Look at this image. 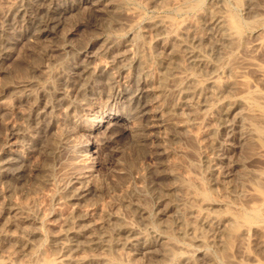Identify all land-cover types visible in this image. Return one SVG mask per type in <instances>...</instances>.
Instances as JSON below:
<instances>
[{"label":"rangeland","instance_id":"rangeland-1","mask_svg":"<svg viewBox=\"0 0 264 264\" xmlns=\"http://www.w3.org/2000/svg\"><path fill=\"white\" fill-rule=\"evenodd\" d=\"M18 1L33 2L11 0L10 6L0 8V20L2 12ZM60 2L73 6V11L61 21L56 33L39 40L20 38L11 50L13 54L0 63V81L8 82L0 87V110L3 107L9 109L2 111L0 116V153H20L26 160L23 174L17 181L0 180V203L3 204L0 227L8 220L17 219L20 223L27 218L24 223L27 227L41 229L38 231L39 238L33 242L42 240L45 232L55 233L49 235L48 245L41 250L40 257L44 262H56L61 252L55 249L53 238L64 232L66 218L74 211L97 221L105 216H117L127 224L140 230L147 229L148 232L151 231L150 223L163 225L171 221L172 224L176 209L168 199L172 194L169 188L175 181L192 186L196 196L202 198L200 200L221 201L223 208L215 209V214L232 216L233 221L226 223L225 234L223 232L221 235L223 241L219 244H193L192 237L182 238L176 230H171L173 242L181 245V249L173 248L174 253H164L158 244H144L137 248L136 264H178L179 255L190 256L196 261L195 264H264V22L258 19L264 16V0H246L244 19L248 25L235 26L243 27V35H236L235 43H228L230 47L226 43L223 45L228 53L211 57L217 66L216 72L195 73L199 80L213 74L218 84L225 87L232 79L229 70L233 69L238 75L237 81L224 96L231 100L242 95L250 98L246 103L234 105L221 117L218 114L208 117V110L202 104L198 112L185 105H176L173 111L168 112L166 107L171 103L170 94L161 100L156 94L147 103L148 118H143L149 124L151 139L148 143L152 150L137 163V168L143 169L142 174L135 169L129 174L120 155L109 158L108 151L111 149L103 150L97 141L109 124L117 121L127 123L122 114L127 110L120 107L124 104L122 98L126 91L135 89L143 79L150 87L156 85L160 74L156 60L154 68L150 60L147 65L144 64V69L147 67L145 77H138V55L134 58L136 47L143 48L144 53L152 57L163 52V45L155 42L154 33L147 28V22L165 18L172 20V27L175 25L173 29L183 30L195 17L196 0H125L127 6L119 4L123 10L114 11V18L119 23L113 24V28L127 31L139 22V29L127 32L124 37L110 39L115 48L108 54L99 53L105 39L100 35V24L108 18V13L91 9L83 0H72L71 5L65 0ZM108 3L118 5L110 0ZM163 3H167V8L161 7ZM5 4H9V0H5ZM136 31L140 32L143 40L136 42ZM203 33L205 45L216 41L217 37L210 28L205 27ZM62 60L64 66L75 67L90 62L95 67L106 68L110 79L120 69L116 77L120 84L113 91V108L121 111L120 114L114 111L105 116L102 122H97L87 133L92 138L91 144L63 166L57 160V171L52 176L51 169L37 166L43 160L40 149L50 137L56 136L65 116H74L78 110L74 102L83 97L77 95L79 87L75 74L55 78L58 72L54 69ZM128 61H132L130 75L128 69L121 68ZM50 70H53L55 88L52 84H44ZM66 75L71 76V85H65ZM25 76L34 82V93L40 106L47 105L44 116L40 118H35L30 106L15 98L8 88L25 80ZM100 84L105 89L106 99L108 83ZM37 88L45 89L47 95L41 96ZM93 88L92 83L87 84L88 96H92ZM96 95L99 97V91ZM160 116L167 123H157ZM72 122L69 119L67 124L71 126ZM37 124L39 135L33 134L36 141L32 146L25 144L26 137L13 133L19 131L26 135L25 125L29 129H36ZM48 162L51 163L52 158ZM77 176L83 178V187L87 189L86 202L72 201L68 197L69 185ZM57 181H61L59 186ZM141 185L147 189L146 197H141L135 191V187ZM187 192L183 191L184 197L188 196H185ZM6 207H17L21 211L14 216L5 213ZM141 209L146 213L141 214ZM149 216H154L155 220L150 221ZM33 245L29 254L18 259L8 260L0 255V264H20L21 260L31 256L36 247L35 243Z\"/></svg>","mask_w":264,"mask_h":264},{"label":"bare ground","instance_id":"bare-ground-1","mask_svg":"<svg viewBox=\"0 0 264 264\" xmlns=\"http://www.w3.org/2000/svg\"><path fill=\"white\" fill-rule=\"evenodd\" d=\"M83 1L88 3L91 9L98 12L114 13L119 7V4H109L108 0ZM72 11L73 6L63 5L60 0H33V2L28 3L18 1L13 6L4 10L0 20V25H2L0 35L3 37L2 42L7 51H4L0 55V63L13 54L11 50L20 38L31 37L39 40L55 34L61 25V21ZM134 13H132V16H135ZM194 14L195 17H192L191 21L189 20L188 26H185L186 28L183 27L184 29L180 31L173 29L175 25L172 27L170 22L172 20L169 21L165 18H156L153 21L147 22V28L154 33L155 42L163 45V52L156 54V56L160 57L156 59L160 74L154 88L150 87L146 79H143L135 89L126 91L124 98H122L124 99V104L119 105L123 110H128L129 108L139 109L143 114V118L147 119L146 106L150 99L154 98L157 94V97H160L161 100L170 94L172 99L171 103L166 107L168 112L173 111L176 105H185L192 111H196L194 105L202 104L208 110V117L217 114L221 117L227 114L234 105L246 103L250 98L249 96L242 95L231 100L224 96V93L232 89L236 84L238 75L233 72V69L229 70L232 72V79L225 87H221L218 84L213 74H207V77L203 80L197 78L195 73L199 71L207 73L216 72L217 66L211 57L214 58L216 55L220 57V55L228 53L229 51L225 52L223 45L234 42L236 35L223 34L224 32L231 33L233 28H235L229 22L225 21L224 23L229 24V26L220 29L219 33H217L214 29L219 28V17L216 20H211L210 16H205L197 10ZM205 27L213 30L217 37L216 41L209 45H205L204 42L203 29ZM113 46L114 44L111 40L105 42L104 39L99 53L108 54L115 48ZM137 57L136 66L138 65L139 67V71L137 69V73L139 72L137 76L145 77V61L141 56ZM63 72L64 74H75L77 76L79 90L80 85L90 75L92 76V81L97 84L108 83L110 80V74L106 68L95 67L90 62L79 64L75 67L66 65L63 68ZM68 75H66V79L64 80L65 85L73 83L71 76ZM54 76L56 79H59L61 73L58 72ZM181 82H183V90L177 87ZM92 85L94 84L92 83ZM34 87L36 86L32 80L25 79L18 82L15 86H9L8 88L15 98L24 101V103L26 102L30 106L35 118H40L44 116L47 105H42L44 107L40 106L38 97L34 93ZM37 89L41 96L45 97L47 95L45 89ZM80 95L83 96V93ZM215 97L222 99L223 103L213 107ZM2 109L0 110V116L2 111L9 110L5 107ZM209 109H211L210 114ZM166 121L161 116L157 119V123L160 124H165L167 123ZM13 133L15 135L19 134L22 138L26 137V145L32 146L36 141L33 135H23L19 131H14ZM25 162V158L20 153L1 152L0 180L17 181L23 174ZM68 189V197L72 201L86 202L88 200V192L83 187L82 177H75ZM169 190L172 194L168 201L176 209V216L172 224L171 221H167L168 223L165 222V224L170 223L173 225L171 230H176L177 235H180L182 238L185 236L192 237L191 242L193 244L205 246L208 245L207 243H222L223 240L221 239L223 236L221 235L223 232L225 234L226 223L233 221L232 216H219L215 214V209L223 208V203L221 201L206 202L204 201L206 199L200 200L202 198L199 196V199L192 186L187 183H176L174 181ZM183 191H188V194H185V196L188 195L187 197L183 196ZM19 211L21 209L17 207H6L5 213H12L16 216ZM140 213L144 214L146 211L141 209ZM27 220V218H24L20 223H18L19 221L17 222V219L8 220L0 227V255L2 257L11 260L30 253L34 245L33 243H28V241L36 240L40 234L38 231H29L27 233V241L21 238L20 234L24 230L37 229L36 227H27L24 224ZM66 223L64 232L53 238L54 247L60 250L61 255H59L56 262L50 263L45 261L44 264H136V251L141 245L149 243L158 244L164 253H174L173 248H182L181 245L173 242L172 233L158 235L149 231L148 236H145L140 229L127 224L117 216H105L100 221H97L80 215L78 211H74L66 218ZM105 230H109L111 236L105 235ZM163 231L166 230L164 229ZM101 237H103V241ZM109 239L113 241L111 245L104 242ZM14 245L15 247H13ZM123 255L124 257H121ZM203 256L205 257V255ZM123 258L125 261H123ZM206 260H209V258H206ZM195 263L196 261L190 256L179 255L178 264Z\"/></svg>","mask_w":264,"mask_h":264},{"label":"clouds","instance_id":"clouds-1","mask_svg":"<svg viewBox=\"0 0 264 264\" xmlns=\"http://www.w3.org/2000/svg\"><path fill=\"white\" fill-rule=\"evenodd\" d=\"M65 2L69 5L72 4V0H65ZM111 3H118L123 6H127L125 0H110ZM11 0H9V4H5V0H0V8L10 6ZM146 8V5L142 6ZM162 8H167V3H163L161 5ZM196 10L200 13H203L205 16H210L211 20H216L217 17L220 18L219 28L214 29L217 33H219L220 29L226 28L229 24L224 23L225 21L229 22L231 25H243V27H247L248 21H245L244 9L246 7V0H196ZM123 7H118L117 11H122ZM147 15V13H145ZM115 13L109 12L108 18L103 20L100 24V28L102 29L100 35L105 37V42L107 40L112 39L113 37H124L127 35V32L132 31L133 29H139V22L136 25H133L131 28H128L127 31H117L113 28V24L119 23L115 18ZM258 19L264 22V16L258 17ZM255 23V21H252ZM243 27L233 28L231 33L224 32V35H243ZM0 29H2V25H0ZM3 37L0 35V55L3 54L7 49L4 47L2 42ZM135 40L139 42L143 40V37L140 35L139 31L135 33ZM136 46V44H134ZM141 56L145 65H147L148 61L152 62L153 68L155 67V60L159 59V56L152 57L146 55L143 51V48L136 47L135 56ZM66 59V58H65ZM114 63V61H113ZM131 64L132 61H128L125 64L121 65V68H126L129 71V75L131 74ZM64 61H60L54 71L64 74ZM147 71V67L144 69ZM52 71L50 70L46 74V79L44 80V84H52L55 88V83L52 79ZM120 69H117L113 74L111 79L108 81L107 85V98H104L105 89L102 84H97L92 81V76L90 75L85 79V82L80 85V90L78 92V96L83 93V97L74 102V105L77 107V112L73 117H64L63 126L60 128L59 132H57L54 138H49L47 143L43 145V148L40 149V156L43 157V160L38 162L37 166L44 169H51L50 175L54 176L57 171L56 161H61V166L63 164L69 163L70 160L76 158L82 149L87 148L92 141V138L87 135V133L95 126L97 122H102L105 116L111 115L114 111L117 114H120V109L113 108V91L119 87L120 81L116 79L119 74ZM94 75V73H93ZM152 73H149V78H151ZM27 79V77H24ZM10 82V81H9ZM8 82L0 81V87L6 86ZM93 83V94L92 96L87 95V84ZM178 88L183 90V82L177 85ZM191 90V89H189ZM99 91L100 95L97 97L96 92ZM67 96V92L65 93ZM223 103V100L219 97H215V103H213V107L218 106V104ZM197 112L199 109V105H194ZM93 108H96V111H92ZM211 109H209L210 114ZM123 116L126 118L127 123H121L119 121L115 123H111L108 125V128L105 130L104 135L99 138L97 141L99 144L103 146V150L108 151V157L113 158L119 154L120 160L125 164V171L131 172L135 169L143 173V169L137 168V163L144 158L145 156L151 153V145L148 141L151 139V135L148 132L149 124L145 123L143 120V114L139 109L129 108L127 111H124ZM195 114V113H194ZM71 119L73 123L71 126L67 124V121ZM26 133L32 136L34 133L39 135L37 129H39V124H37L36 129H29L27 125H25ZM52 158V162L49 163L48 159ZM38 179L44 180L45 177H39ZM61 181H57V186ZM111 191V188L109 189ZM135 191L141 195V197H146L148 195L147 189H144L143 186L135 187ZM55 194V193H54ZM3 210V204L0 203V211ZM149 211H151V207H149ZM118 214V213H117ZM119 215V214H118ZM148 219L150 221H154V216H149ZM149 228L153 233L158 235H164L166 233H171L172 225L169 223L167 225L150 223ZM162 228H165L166 231H162ZM29 231H41V229H28L24 230L21 233V238L23 240H28L27 233ZM142 234L148 236V230L142 229ZM49 235H55V233L45 232L44 237L40 241H28V243H35L36 247L34 248L31 256H27L26 259L21 260L20 264H44V259L40 257L41 250H45L48 245V237ZM105 235L111 236V232L109 230H105ZM171 238V237H170ZM103 241V237H101ZM105 243L111 245L113 241L109 239L108 241H104ZM27 246V245H25ZM15 247V245L13 246ZM15 254V253H13ZM34 258H39L35 259ZM175 259V257H173Z\"/></svg>","mask_w":264,"mask_h":264}]
</instances>
